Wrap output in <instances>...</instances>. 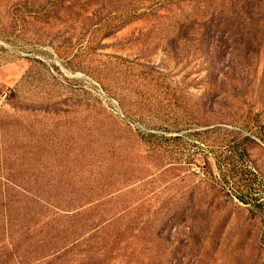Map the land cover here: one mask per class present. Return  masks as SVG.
<instances>
[{
    "label": "rangeland",
    "instance_id": "1",
    "mask_svg": "<svg viewBox=\"0 0 264 264\" xmlns=\"http://www.w3.org/2000/svg\"><path fill=\"white\" fill-rule=\"evenodd\" d=\"M6 210L0 264H264V0H0Z\"/></svg>",
    "mask_w": 264,
    "mask_h": 264
},
{
    "label": "trees",
    "instance_id": "2",
    "mask_svg": "<svg viewBox=\"0 0 264 264\" xmlns=\"http://www.w3.org/2000/svg\"><path fill=\"white\" fill-rule=\"evenodd\" d=\"M238 197H239V200H242L243 202H245V204H248V201H249L248 199H246L245 197H241V196H238ZM2 213H4V218L2 219V221L0 219V223H2V224H0V229L2 228V231L4 230V233H6V232L9 231V227H10L9 223H11L10 222V217H11L10 213L11 212L6 210V211H4ZM33 216L36 219L40 218V214H33Z\"/></svg>",
    "mask_w": 264,
    "mask_h": 264
}]
</instances>
